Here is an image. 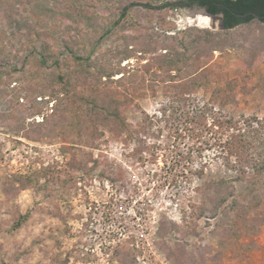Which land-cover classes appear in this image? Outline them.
Masks as SVG:
<instances>
[{
    "label": "rangeland",
    "instance_id": "1",
    "mask_svg": "<svg viewBox=\"0 0 264 264\" xmlns=\"http://www.w3.org/2000/svg\"><path fill=\"white\" fill-rule=\"evenodd\" d=\"M181 1L0 0V264H264V23Z\"/></svg>",
    "mask_w": 264,
    "mask_h": 264
},
{
    "label": "trees",
    "instance_id": "2",
    "mask_svg": "<svg viewBox=\"0 0 264 264\" xmlns=\"http://www.w3.org/2000/svg\"><path fill=\"white\" fill-rule=\"evenodd\" d=\"M47 4V5H46ZM179 7H192V6H199L202 7L206 10V12L210 15H219L222 14L223 16V24H224V30H231L235 27H238L241 24H247L250 23L252 20H254L255 18H253L251 15H247L245 17H239L238 15H244L247 13H256L258 15H264V0H187L185 2H179ZM48 3L47 1H44V6L48 7ZM54 6V5H53ZM129 6V5H128ZM128 6H124V9H126ZM55 8V7H53ZM59 13H63L61 12V10L58 11ZM259 20V19H258ZM262 23H264V19L263 20H259ZM64 29V28H63ZM62 29V30H63ZM187 36L185 35L184 38L182 37H177L174 36L171 39H169L168 41H166V43H169L171 45L169 46H165L167 47V49L169 48H174L175 51H166L165 55L163 57H167L169 56V54L172 52L173 57L170 58L169 60V66L176 64L179 65L180 61L183 60L187 55V52L191 49H198L195 48L194 45V41H187ZM62 37V36H61ZM58 41V45L59 47H64L66 50L70 49V46L67 42V40H64V38H61ZM200 39L197 37V40ZM177 45V46H174ZM205 45V44H203ZM171 46V47H170ZM31 48L33 49L32 51H34L35 53L38 54V56L43 57V58H47V54L50 55L51 52L50 51H46L47 46L45 44H37L36 42H33V44H31ZM176 48L178 49H182V52H178L176 50ZM51 50V49H50ZM67 50V51H68ZM165 50V48H164ZM52 51V50H51ZM124 51H128L127 47L125 48ZM196 52V54H199L198 51L194 50L191 53ZM179 57V59L176 57ZM72 60L75 62V70L78 69L79 71L77 72L78 74H82L84 75H90V73H94V75H100L101 77H105L107 74V70L105 69V66L103 63H101L96 57H93L92 54L90 56H87L86 58H76L73 55H71ZM177 58V59H176ZM176 60H179L178 62ZM167 62V61H166ZM54 66L56 68H59V66L55 63ZM69 65L66 64L65 66V71L64 72H57L56 76H55V80H57L60 84H61V90H53L49 96L48 99L50 100V97L53 99L54 97H57L58 95L63 94V97L67 96L68 98L70 97L69 102L72 104H76L79 105L81 103L80 98H75L77 96V93L75 94L73 91L74 90V82L71 81V77H72V72L74 71L71 67L68 69ZM171 68V67H170ZM72 69V70H71ZM104 69V70H103ZM58 70V69H56ZM21 72V71H20ZM14 72H9L7 74H9V77H12ZM46 73H49V69L47 70ZM45 73V74H46ZM51 74V73H50ZM191 74H194V72H192ZM190 74V75H191ZM105 75V76H104ZM3 73L0 72V87L3 84ZM111 77L112 75H108V77ZM192 82V81H191ZM190 82V83H191ZM193 83V82H192ZM17 84V83H15ZM187 84H182V87H186ZM14 88V87H12ZM73 90V91H72ZM73 92V93H72ZM83 100L84 102H87V100ZM52 101L54 102L53 107H55V109L61 107L59 106V103L56 99H53ZM91 110L90 112H97L98 109L96 107V105L90 106ZM99 113V111L97 112ZM94 114V115H97Z\"/></svg>",
    "mask_w": 264,
    "mask_h": 264
},
{
    "label": "water",
    "instance_id": "3",
    "mask_svg": "<svg viewBox=\"0 0 264 264\" xmlns=\"http://www.w3.org/2000/svg\"><path fill=\"white\" fill-rule=\"evenodd\" d=\"M203 10V9H202ZM204 15L206 16V17H208V18H210L211 19V21L214 23L215 21H218L219 23H220V25H219V28L221 29V30H224V26L221 24V21H222V16L221 15H210V14H208V13H206L205 11H204ZM247 15H251L253 18H255V19H259V20H263L264 19V15H258V14H256V13H247V14H244V15H240L241 17H245V16H247ZM214 28V27H213Z\"/></svg>",
    "mask_w": 264,
    "mask_h": 264
},
{
    "label": "flooded vegetation",
    "instance_id": "4",
    "mask_svg": "<svg viewBox=\"0 0 264 264\" xmlns=\"http://www.w3.org/2000/svg\"><path fill=\"white\" fill-rule=\"evenodd\" d=\"M196 6V5H195ZM197 7H199V6H197ZM199 8H202V7H199ZM202 9H204V8H202ZM205 10V9H204ZM205 12H206V10H205ZM207 13V12H206ZM219 15H221L222 16V14H219ZM239 17H240V15H238ZM221 24L224 26V24H223V16H222V21H221ZM225 29V28H224Z\"/></svg>",
    "mask_w": 264,
    "mask_h": 264
},
{
    "label": "bare ground",
    "instance_id": "5",
    "mask_svg": "<svg viewBox=\"0 0 264 264\" xmlns=\"http://www.w3.org/2000/svg\"><path fill=\"white\" fill-rule=\"evenodd\" d=\"M206 17V16H205ZM208 18V17H207Z\"/></svg>",
    "mask_w": 264,
    "mask_h": 264
}]
</instances>
